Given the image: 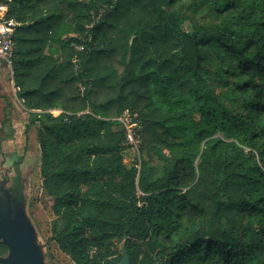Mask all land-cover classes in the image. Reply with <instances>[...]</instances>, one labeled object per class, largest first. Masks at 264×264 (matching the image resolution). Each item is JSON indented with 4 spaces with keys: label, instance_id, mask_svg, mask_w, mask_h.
Listing matches in <instances>:
<instances>
[{
    "label": "trees",
    "instance_id": "1",
    "mask_svg": "<svg viewBox=\"0 0 264 264\" xmlns=\"http://www.w3.org/2000/svg\"><path fill=\"white\" fill-rule=\"evenodd\" d=\"M174 2L0 0L20 24L12 76L50 240L72 264H118L119 245L129 264H264V0H209L217 21L190 30ZM126 110L141 126L139 170L113 131Z\"/></svg>",
    "mask_w": 264,
    "mask_h": 264
},
{
    "label": "rangeland",
    "instance_id": "2",
    "mask_svg": "<svg viewBox=\"0 0 264 264\" xmlns=\"http://www.w3.org/2000/svg\"><path fill=\"white\" fill-rule=\"evenodd\" d=\"M208 1L175 0L171 10H178L185 16L186 22L183 27L185 30H190L195 26L210 29L217 20L208 7ZM14 64L15 61H12V66ZM204 67V76L208 86L221 97L226 88L220 86L215 80L216 61L211 52L204 61ZM221 67L223 68L224 65ZM12 75L7 68L3 74H0V205L3 207L5 197H8L12 200L13 212L18 211L24 214L35 231V245L43 264H72L69 258L50 240V221L53 218L52 201L42 189V179L39 175L40 152L36 136L31 129L26 135L24 133L29 111L17 96ZM225 76L229 81L237 78L235 73L225 74ZM95 92V99L102 100V90L98 89ZM225 103L228 106L233 104L230 98ZM117 130L123 131L124 129L121 126L113 128V131ZM138 142L135 146L127 144L125 137L126 149L122 154L123 163L127 167L136 164L137 170L140 169V162L146 159L140 148L141 141ZM151 164L158 165L159 162L152 160ZM120 250L119 245V253ZM5 256L0 257L5 258ZM0 264H2L1 261Z\"/></svg>",
    "mask_w": 264,
    "mask_h": 264
},
{
    "label": "water",
    "instance_id": "3",
    "mask_svg": "<svg viewBox=\"0 0 264 264\" xmlns=\"http://www.w3.org/2000/svg\"><path fill=\"white\" fill-rule=\"evenodd\" d=\"M12 200L5 197L3 207L0 205V239L7 247L2 264H43L35 245V231L24 214L13 212ZM121 260L118 264H129L125 246L121 248Z\"/></svg>",
    "mask_w": 264,
    "mask_h": 264
},
{
    "label": "built area",
    "instance_id": "4",
    "mask_svg": "<svg viewBox=\"0 0 264 264\" xmlns=\"http://www.w3.org/2000/svg\"><path fill=\"white\" fill-rule=\"evenodd\" d=\"M19 25L15 19L9 16L8 5L0 3V68H7L11 75L13 74L12 61L15 48L14 35ZM71 46L76 52H82L84 50L83 44L72 43ZM73 62L76 63V60L74 59ZM81 90H84L83 87H81ZM85 113H89V111ZM134 117L135 115L132 116L129 111H126L115 119L119 123V126L124 129L123 132L127 144L133 146L137 145L139 143L138 141H140L141 129L139 121Z\"/></svg>",
    "mask_w": 264,
    "mask_h": 264
},
{
    "label": "crops",
    "instance_id": "5",
    "mask_svg": "<svg viewBox=\"0 0 264 264\" xmlns=\"http://www.w3.org/2000/svg\"><path fill=\"white\" fill-rule=\"evenodd\" d=\"M4 68H0V74H3V72H4ZM54 111H58V110H54ZM35 143H36V140H35Z\"/></svg>",
    "mask_w": 264,
    "mask_h": 264
}]
</instances>
